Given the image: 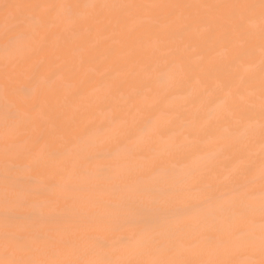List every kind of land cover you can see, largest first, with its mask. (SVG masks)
<instances>
[{"label": "bare ground", "instance_id": "obj_1", "mask_svg": "<svg viewBox=\"0 0 264 264\" xmlns=\"http://www.w3.org/2000/svg\"><path fill=\"white\" fill-rule=\"evenodd\" d=\"M262 176L261 0H0V262L261 264Z\"/></svg>", "mask_w": 264, "mask_h": 264}, {"label": "snow or ice", "instance_id": "obj_2", "mask_svg": "<svg viewBox=\"0 0 264 264\" xmlns=\"http://www.w3.org/2000/svg\"><path fill=\"white\" fill-rule=\"evenodd\" d=\"M261 6H262V8H264V0H261ZM68 7H69V9H71L72 6H68ZM10 118L15 119L16 118L15 114H10ZM262 179H264V176H262ZM262 191H264V188H262ZM13 195L14 194L10 190L6 189L5 200H4V203L6 205H8L12 202ZM130 207H131L133 212L141 211V209L135 203L130 204ZM262 212H264V201H262ZM262 219H264V218H262ZM261 253H262V255H264V224H262V232H261ZM0 264H36V262L10 260L7 262H0ZM158 264H167V262H158ZM261 264H264V261H262Z\"/></svg>", "mask_w": 264, "mask_h": 264}]
</instances>
